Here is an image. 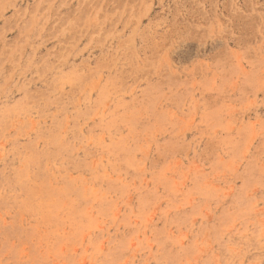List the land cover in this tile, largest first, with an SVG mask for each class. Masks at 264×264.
Here are the masks:
<instances>
[{"label":"rangeland","instance_id":"obj_1","mask_svg":"<svg viewBox=\"0 0 264 264\" xmlns=\"http://www.w3.org/2000/svg\"><path fill=\"white\" fill-rule=\"evenodd\" d=\"M0 264H264V0H0Z\"/></svg>","mask_w":264,"mask_h":264}]
</instances>
